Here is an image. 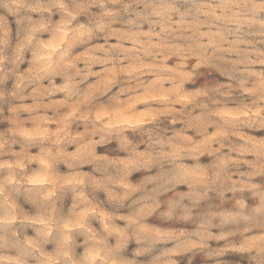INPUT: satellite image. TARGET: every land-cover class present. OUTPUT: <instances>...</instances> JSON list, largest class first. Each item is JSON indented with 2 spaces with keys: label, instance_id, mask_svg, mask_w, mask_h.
Here are the masks:
<instances>
[{
  "label": "clouds",
  "instance_id": "1",
  "mask_svg": "<svg viewBox=\"0 0 264 264\" xmlns=\"http://www.w3.org/2000/svg\"><path fill=\"white\" fill-rule=\"evenodd\" d=\"M0 264H264V0H0Z\"/></svg>",
  "mask_w": 264,
  "mask_h": 264
}]
</instances>
